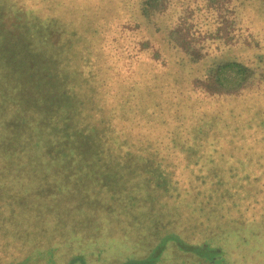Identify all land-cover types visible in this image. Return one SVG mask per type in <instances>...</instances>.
Listing matches in <instances>:
<instances>
[{
	"label": "trees",
	"instance_id": "1",
	"mask_svg": "<svg viewBox=\"0 0 264 264\" xmlns=\"http://www.w3.org/2000/svg\"><path fill=\"white\" fill-rule=\"evenodd\" d=\"M67 1L71 9H65L77 15L94 14L85 49L86 41L103 35L106 18L113 27L129 24L139 52L151 50L154 65L159 62L144 73L145 82L134 68L136 75L117 85L108 108L93 94V85L88 87L89 95L79 99L87 108L81 112L55 75L59 94L49 103L42 92L39 128L29 126L24 133L27 144H37L38 151L30 146L28 153L33 158L35 150L43 162L39 171L85 172L77 185L86 203L97 199L100 208L106 203L118 212L125 209L127 221L111 226L117 239L108 244L124 251L116 264H264L249 261L264 254V97L246 92L249 79L264 69V0H247L237 14L246 24L233 26L237 30L200 21L202 0ZM158 187L152 194L150 188ZM19 219L8 230L19 242L18 228L28 231L31 255L8 264L56 262L50 250L57 242L48 235L43 245L39 228L31 222L21 226ZM6 224L2 218L0 226ZM83 229L71 226L66 232L82 238L91 233ZM100 241L95 257L105 247ZM80 245L71 244L63 264H93Z\"/></svg>",
	"mask_w": 264,
	"mask_h": 264
},
{
	"label": "rangeland",
	"instance_id": "2",
	"mask_svg": "<svg viewBox=\"0 0 264 264\" xmlns=\"http://www.w3.org/2000/svg\"><path fill=\"white\" fill-rule=\"evenodd\" d=\"M240 1L202 0L199 2L200 21L208 18L213 22H220L222 27H242L246 24V19H239L237 14L245 11L247 0ZM262 5L264 8V1ZM69 6L70 2L67 0L59 4H45L44 0H10L6 5L0 3V220L3 218L7 223L6 227L0 226V264H8L27 255V259H30L32 245L28 231L18 228L19 242L8 230V224H15L18 218L21 226L31 222L39 228L38 241L43 245L48 235L57 242L58 247L50 250L52 255L57 256L56 262L45 261L44 264H63L65 253L71 251V244L76 242L89 254L88 258L93 264H116L124 257L123 250L111 249L108 244L117 239L112 236L111 226L127 221L125 209L118 212L119 207L110 209L106 203L100 208L97 206V199L86 203L77 185V182H84L85 172L39 171L43 162L36 155L37 144L33 145L31 140L27 144L24 133H29V126L39 128V116L45 109L41 105L42 92L49 98V103L51 96L59 94L53 87L55 75H58L60 81L57 86L70 98L67 100H73L76 109L80 110L85 106L79 99H85L89 95L88 87L92 85L93 94L99 95V99L104 100L101 102L102 106L108 108L116 98L117 85L120 88L122 81L130 82L137 72H140L141 81L145 82L144 73L153 70L155 59L151 50L139 52L138 40L135 41L134 30L129 24L126 26L117 23L113 27L107 24L106 18L102 22L103 35L90 42L85 40L89 45L85 49L84 38L91 34L88 19L94 14L77 15L65 9L70 8ZM204 14L208 17L204 18ZM237 27L232 30H237ZM247 27L250 29L251 25L248 24ZM100 28L99 26L98 29ZM261 32L264 44V29ZM134 68L136 73L133 72ZM260 70L259 76L249 79L246 92L257 93L262 99L264 69ZM195 74L199 76L202 73L197 71ZM253 79L257 82L250 81ZM98 82L99 86H94ZM195 88L196 96L202 97L203 92L200 94L199 87ZM195 92H190L189 100L195 98ZM204 101H208V98H204ZM30 146L37 148L33 158L28 153ZM138 180L143 182L141 175ZM150 189L155 194L161 188ZM156 198H159L158 194ZM72 213L74 216L70 223ZM87 224H93L94 228H86ZM71 226L72 229L84 228L83 230L91 233H84L83 238L75 234L67 235V228ZM108 235L111 239L106 238ZM101 238L105 247L100 248L101 257H95L94 253L98 249L95 246L97 242L101 244ZM258 251V247L251 249L245 256ZM127 252L130 250L127 249ZM258 259L263 261L264 254L257 258L253 256L249 261L256 263ZM40 260L42 262L41 258Z\"/></svg>",
	"mask_w": 264,
	"mask_h": 264
}]
</instances>
